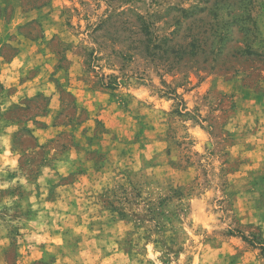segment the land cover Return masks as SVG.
Listing matches in <instances>:
<instances>
[{
  "label": "rangeland",
  "instance_id": "rangeland-1",
  "mask_svg": "<svg viewBox=\"0 0 264 264\" xmlns=\"http://www.w3.org/2000/svg\"><path fill=\"white\" fill-rule=\"evenodd\" d=\"M17 54L0 263L264 264V0H0Z\"/></svg>",
  "mask_w": 264,
  "mask_h": 264
},
{
  "label": "crops",
  "instance_id": "crops-1",
  "mask_svg": "<svg viewBox=\"0 0 264 264\" xmlns=\"http://www.w3.org/2000/svg\"><path fill=\"white\" fill-rule=\"evenodd\" d=\"M19 54L14 55L10 61L6 62L5 65L6 67H3L0 71V79L2 82H4V79H13L15 75L18 74L17 68L14 66V63L17 59ZM0 59H3L2 56H0ZM2 264V263H0Z\"/></svg>",
  "mask_w": 264,
  "mask_h": 264
},
{
  "label": "trees",
  "instance_id": "trees-1",
  "mask_svg": "<svg viewBox=\"0 0 264 264\" xmlns=\"http://www.w3.org/2000/svg\"><path fill=\"white\" fill-rule=\"evenodd\" d=\"M149 23L147 22L146 24L144 23V26H142V29H141V32L145 35V36H148L151 32H150V29L148 27ZM161 42H163V40H161ZM157 48V47H155ZM242 237L246 240V236L242 235Z\"/></svg>",
  "mask_w": 264,
  "mask_h": 264
}]
</instances>
